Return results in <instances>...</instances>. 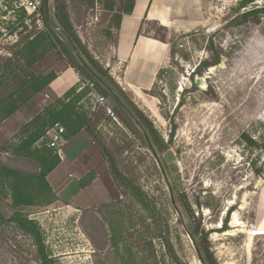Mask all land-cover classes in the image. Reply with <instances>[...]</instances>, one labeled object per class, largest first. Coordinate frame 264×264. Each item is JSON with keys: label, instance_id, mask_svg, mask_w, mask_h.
Wrapping results in <instances>:
<instances>
[{"label": "rangeland", "instance_id": "obj_1", "mask_svg": "<svg viewBox=\"0 0 264 264\" xmlns=\"http://www.w3.org/2000/svg\"><path fill=\"white\" fill-rule=\"evenodd\" d=\"M38 1L40 17L28 15L20 0H0V79L20 76L0 95L18 88L27 64L17 53L46 29L45 22L68 44L54 16L56 0ZM65 1L69 35L108 71L121 89L117 95L144 114L163 144L154 152L122 106L95 84L93 91L106 98L117 121L106 118L93 92L80 105L90 109L93 131L145 200L139 202L114 181L108 157L86 132L66 142L60 165L47 178L58 201L24 211L38 222L52 263L204 264L188 231L191 208L217 264H264V14L232 23L238 15L264 10V0L236 7L219 27L182 37L154 88L137 96L123 90L118 80L123 68L114 59L115 16L127 3ZM154 30L165 38L160 28ZM218 57L219 65L194 73L202 62ZM71 58L58 45L35 69L48 74L71 62L79 66ZM10 59L13 67L7 69ZM42 94L0 120V161L13 168L35 170L1 149L15 142L42 105L54 103V96L49 100ZM0 213L12 216L10 201L0 199ZM35 250L15 225L0 227V264H42Z\"/></svg>", "mask_w": 264, "mask_h": 264}, {"label": "trees", "instance_id": "obj_2", "mask_svg": "<svg viewBox=\"0 0 264 264\" xmlns=\"http://www.w3.org/2000/svg\"><path fill=\"white\" fill-rule=\"evenodd\" d=\"M124 1L127 3L126 8L122 12L116 13L117 15L115 16L117 19L116 30L120 28L122 14H130L135 3V0ZM254 1L244 0L240 7H246ZM44 14L47 18V14ZM261 14H264L263 9L250 11L238 15L232 23L236 24L239 21L245 22L249 17ZM54 16L62 26L61 30H63L64 35L67 37L68 44H63L55 31L50 29L48 27L49 24L45 22L46 29L32 36L17 53V56L27 64V71H24L25 76L20 80L18 88L16 91H8L9 93L6 96L2 93L0 95V120L5 121L35 96L45 93L47 88L57 78V73L55 72L45 74L40 73L35 68L41 59L53 50H56L58 45L62 46L66 53L71 55V59L77 61L79 65L76 66L72 62L69 64L80 76L79 86L68 91L63 98L56 99L54 103L45 108L43 112L38 114L17 133L14 139L15 142L9 143V148L4 147L1 149L9 152L11 157L17 162L22 161L34 164L35 170H19L0 161V199L10 201L13 211L11 217L0 213V227L10 222L28 235L33 241L36 249L35 252L42 264H53V261L48 253L38 222L31 218L29 214L24 213V211L29 208L43 209L58 201V197L49 185L47 178L60 165L61 159L52 149L47 147L45 133L48 128L56 124L62 125L66 131L64 134L66 142L83 131L88 133L91 139L101 146L102 152L108 157L110 172L114 181L129 190L139 202L144 203L145 200L143 191L119 171L114 160L110 157L108 149L93 131L91 127L93 114L90 113V109H84L80 105L81 101L93 92L89 84H92L93 87L96 84L104 91L107 97L122 106V109L128 116L139 125L148 146L154 152L160 150L163 144L161 136L144 114L132 103L125 102L117 95V91H121V89L109 76L108 71L100 65L80 42H78V46L72 36L69 35L72 30V25L68 16L65 0H56ZM174 55L173 49L171 59L174 58ZM12 62L11 59L6 62L7 69L8 67H13ZM219 64V57L215 61H204L196 68L194 73L202 74L204 70ZM13 73L14 70L9 73V76ZM162 74L163 70L160 71L157 81L161 78ZM84 76L90 79L89 83H85ZM18 77L20 76L15 74L10 79V82L2 77L0 79V91L5 89L7 85L8 88L9 84L17 80ZM102 111L104 112L103 109ZM247 143L250 146L256 145L253 139L250 138H247ZM89 182L87 181L86 183ZM189 211L191 213V223L188 231L192 239L197 242L201 260L204 264H217L208 246L207 233L201 228V224L197 221L195 213L191 208Z\"/></svg>", "mask_w": 264, "mask_h": 264}, {"label": "crops", "instance_id": "obj_3", "mask_svg": "<svg viewBox=\"0 0 264 264\" xmlns=\"http://www.w3.org/2000/svg\"><path fill=\"white\" fill-rule=\"evenodd\" d=\"M209 4L210 0H135L132 12L122 14L114 44L115 65L123 68L118 80L125 92L137 96L154 88L160 71L172 60L174 44L209 25L205 18ZM154 27L160 28L165 38L157 35ZM80 80L77 71L67 65L42 95H48L49 100L54 96L52 101L63 98ZM45 108L42 105L37 113Z\"/></svg>", "mask_w": 264, "mask_h": 264}, {"label": "built area", "instance_id": "obj_4", "mask_svg": "<svg viewBox=\"0 0 264 264\" xmlns=\"http://www.w3.org/2000/svg\"><path fill=\"white\" fill-rule=\"evenodd\" d=\"M243 1L244 0H210V4L205 11L206 22L209 23L208 26L211 25L213 29L222 25L232 10L239 7ZM258 1L259 0H256L255 2L258 3ZM20 2L28 15H37L40 17V3L38 0H20ZM252 4H250V6ZM38 22H40V19ZM178 47L182 49L184 48V44L180 42ZM89 86L90 88H94L92 84H89ZM92 96L96 103L104 110L106 118L117 121L112 107L107 104V100L94 91ZM45 97L49 99L48 95H45ZM65 132V128L62 125L56 124L48 128L45 133L47 147L52 149L61 160L63 159L62 149L66 143L64 139Z\"/></svg>", "mask_w": 264, "mask_h": 264}, {"label": "water", "instance_id": "obj_5", "mask_svg": "<svg viewBox=\"0 0 264 264\" xmlns=\"http://www.w3.org/2000/svg\"><path fill=\"white\" fill-rule=\"evenodd\" d=\"M198 85L200 84L198 81L196 82ZM137 126L139 127V125L137 124ZM140 129V128H139ZM198 256H199V259L201 260V256H200V254H199V252H198ZM201 262L203 263V261L201 260Z\"/></svg>", "mask_w": 264, "mask_h": 264}]
</instances>
